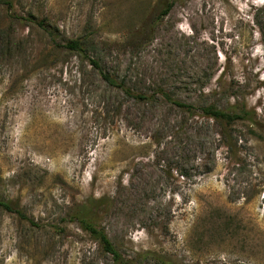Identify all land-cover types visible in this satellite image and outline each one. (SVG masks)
<instances>
[{
    "label": "rangeland",
    "instance_id": "374dc122",
    "mask_svg": "<svg viewBox=\"0 0 264 264\" xmlns=\"http://www.w3.org/2000/svg\"><path fill=\"white\" fill-rule=\"evenodd\" d=\"M168 2L0 0V264H111L72 221L90 203L125 257L264 264V0Z\"/></svg>",
    "mask_w": 264,
    "mask_h": 264
},
{
    "label": "trees",
    "instance_id": "16d2710c",
    "mask_svg": "<svg viewBox=\"0 0 264 264\" xmlns=\"http://www.w3.org/2000/svg\"><path fill=\"white\" fill-rule=\"evenodd\" d=\"M7 5L10 6V3H7ZM157 6L160 8L158 12V19H163L169 13L172 4L168 2V0H158ZM36 25L39 28L44 29L53 45L58 46L56 43L57 36H55L54 31L50 29L47 21L38 20ZM261 44L264 50V42L262 41ZM62 48L78 55H84V57H86V59H88V61L93 65V67L98 70V74L103 81H105L111 87L122 89L125 94L131 96L129 93L130 90L125 87L123 80H116L108 72H104L97 61L85 56L87 53L80 41H68L62 46ZM163 96L168 103L179 109L185 110L187 113H191V111L194 109L192 105L175 100L168 94L164 93ZM135 99H137V101H143L146 100V96L143 94H137L135 95ZM202 115L203 117L218 123L224 129L231 127L236 122L245 121L248 122L252 127L261 130L260 126L257 127L258 123L255 121L254 111L248 110L245 105H242L241 107L234 105L226 110H221L214 105H207L202 108ZM93 206L94 203L78 205L71 218L72 221H75L79 224V227L82 231L89 234V236L96 243L98 250L101 251L105 256L109 257L111 264H141L143 261L150 264H184L181 261L172 258L171 256L150 250L139 252L135 254L134 257H125L121 255L118 249L108 238L105 231L97 227L94 223ZM0 207L9 213L20 214L19 210L7 202H0Z\"/></svg>",
    "mask_w": 264,
    "mask_h": 264
}]
</instances>
